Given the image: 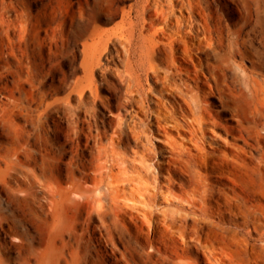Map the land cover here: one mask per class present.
I'll return each instance as SVG.
<instances>
[{
    "label": "bare ground",
    "instance_id": "6f19581e",
    "mask_svg": "<svg viewBox=\"0 0 264 264\" xmlns=\"http://www.w3.org/2000/svg\"><path fill=\"white\" fill-rule=\"evenodd\" d=\"M175 1L188 16L174 17L167 6ZM230 1L219 31L204 0H137L124 9L121 33L90 29L84 74L65 97L89 91L115 121L110 137L97 134L93 173L83 162L61 190L78 192L92 214L173 243L170 253L157 245L170 264H264V244L250 241L264 240V165L247 149L261 148L264 161V0ZM106 55L124 65V101L100 92ZM133 107L139 116L127 117ZM0 264H9L1 251Z\"/></svg>",
    "mask_w": 264,
    "mask_h": 264
},
{
    "label": "rangeland",
    "instance_id": "374dc122",
    "mask_svg": "<svg viewBox=\"0 0 264 264\" xmlns=\"http://www.w3.org/2000/svg\"><path fill=\"white\" fill-rule=\"evenodd\" d=\"M136 1L0 0V251L9 264H170L157 245L170 253L173 243L110 214H92L78 192L61 190L81 175L83 162L93 173L97 134L110 137L115 121L89 91L65 100L84 74L83 43L94 27L121 33L124 9ZM204 1L217 13V29H226L222 9L234 4ZM167 7L175 18L189 15L178 1ZM123 69L106 55L96 71L100 92L113 103L127 96ZM229 77L243 86L235 69ZM136 111L125 113L139 116ZM247 149L252 164L264 165L261 148ZM250 241L264 244L258 233Z\"/></svg>",
    "mask_w": 264,
    "mask_h": 264
}]
</instances>
